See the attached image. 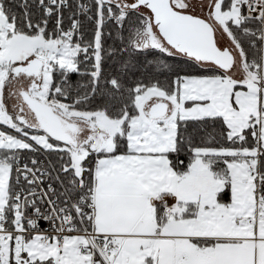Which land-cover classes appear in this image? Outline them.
<instances>
[{"label": "snow or ice", "instance_id": "6c2138e0", "mask_svg": "<svg viewBox=\"0 0 264 264\" xmlns=\"http://www.w3.org/2000/svg\"><path fill=\"white\" fill-rule=\"evenodd\" d=\"M0 264H264V0H0Z\"/></svg>", "mask_w": 264, "mask_h": 264}, {"label": "trees", "instance_id": "16d2710c", "mask_svg": "<svg viewBox=\"0 0 264 264\" xmlns=\"http://www.w3.org/2000/svg\"><path fill=\"white\" fill-rule=\"evenodd\" d=\"M29 3H31V0H29Z\"/></svg>", "mask_w": 264, "mask_h": 264}]
</instances>
